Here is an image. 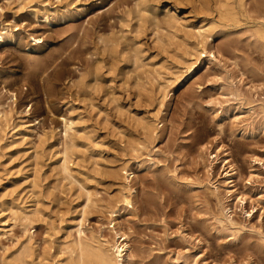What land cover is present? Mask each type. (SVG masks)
I'll use <instances>...</instances> for the list:
<instances>
[{
  "label": "rangeland",
  "instance_id": "obj_1",
  "mask_svg": "<svg viewBox=\"0 0 264 264\" xmlns=\"http://www.w3.org/2000/svg\"><path fill=\"white\" fill-rule=\"evenodd\" d=\"M137 1L0 0V32H12L0 39L9 121L0 127V229L12 230L0 262L26 238L13 207L37 200L43 213L29 227V260L67 262L62 245L84 205L78 185L56 174L71 118L87 144L71 165L99 199L87 208L86 232L112 239L106 226L118 206L129 264H264V0H232L239 20L231 23L218 12L226 0H148L160 20L176 15L174 40L139 24ZM208 24L216 58L196 55L192 73L172 80L197 40L186 32ZM152 119L157 129L144 135ZM124 164L134 174L130 208L114 173Z\"/></svg>",
  "mask_w": 264,
  "mask_h": 264
},
{
  "label": "bare ground",
  "instance_id": "obj_2",
  "mask_svg": "<svg viewBox=\"0 0 264 264\" xmlns=\"http://www.w3.org/2000/svg\"><path fill=\"white\" fill-rule=\"evenodd\" d=\"M157 11L158 10H156L155 7L148 3V0H138L135 17L138 18L140 25H145L147 22H150V24L158 30L166 29L168 32V37H170V39L174 40V38H178L180 22L176 18L174 12L172 13L170 12V10L165 11L162 20H160V18H158L157 16ZM218 12L220 18L227 23L237 22L239 20L238 11L236 7L233 6L232 0H226L223 4H221V6H219L218 8ZM4 30L6 29L4 28ZM213 30L214 29L211 28V25L208 24L198 26L196 33L186 32V37L195 36L197 40H195V42H192L191 44L185 45L186 47L181 58L182 62L178 64L176 71L170 72L172 80L173 78L179 79L180 77L187 78L189 74L192 73V69H194V65L196 64V62H192V60L196 58V55H203L204 57H208L209 61L216 58L215 49L213 47L209 48L207 46V43L214 36ZM257 33L259 37L264 40V27L259 28L257 30ZM5 34H12V32L11 30L0 32V39H3ZM35 40L40 41L37 38H34V41ZM185 41L183 40V42ZM139 54V51H137L135 56L136 62L140 60ZM187 71L190 72L188 75ZM160 75L161 74L159 73L158 78L160 77ZM159 79L162 78L160 77ZM167 81L169 82V80H166V84L168 83ZM159 82H162V80ZM161 85H163V83ZM165 87L162 88L161 86L160 92L164 91ZM155 121L156 120L152 119L149 121H145L144 124L142 123V129L145 130L144 135H152L154 133V131L157 129L158 124ZM8 122L9 121L6 112L0 107V127L3 125H8ZM20 126L21 125H19V127ZM63 126L65 140L62 143L63 147L61 157L57 161L58 165L56 166V174L60 175L62 179L66 181L68 180L69 183L78 185L80 191L84 193V205L80 209V215L78 218H76L77 220L75 221V223L69 226L71 227V230L67 231L65 241L63 240V245L61 244L63 248L62 246L60 247L63 249L65 254L67 253L66 264H129V257L131 253V246L128 240L129 237L127 233L123 232V229H121L117 225L115 219L118 215L117 213L120 212V210H118V206L109 211V223L108 226H106L110 231L112 239L103 237V235H100L99 233H96L94 231H90L89 233L86 232L87 227L85 226V221L87 208L94 205L96 206V203L99 201V199L97 198L95 191L93 192L90 186L88 187L87 185H85L84 181L77 177L75 169L73 170V167L71 165L72 158L74 155H76L78 149L80 147L82 148L87 146L85 142H82L83 140L80 141V137H77L75 135L77 132L75 127L76 121L71 118L64 119ZM22 129L23 131L27 132V128L23 127ZM136 145L140 146L142 145V143L138 142ZM136 145H132L131 147L135 149ZM114 173L118 178L123 179V186L120 190L121 203L125 208H130L132 207L133 201L132 188L130 187L129 178H132L134 174L133 172H129L127 164L122 165L120 170H115ZM39 174L40 167L37 163L34 171V178L31 180L32 191L33 193L35 191V193L37 194L40 193L38 189V180L40 177ZM39 204L40 201L37 200L35 205L31 207V209H29L30 207H17V204V206H15L16 208L13 207V212H11V219L14 220V225H16L17 223L20 224L26 238L23 241L20 239V247L18 246L19 249L13 251L14 253L12 254V258L9 257L10 260L3 259L0 264H33V260H29L31 257H33L34 254V243L31 233H29V227L33 224V222H35V219L43 213ZM2 226L3 227L0 229V242L2 238L7 236L12 231L7 230L8 225L6 224V222L2 223Z\"/></svg>",
  "mask_w": 264,
  "mask_h": 264
}]
</instances>
